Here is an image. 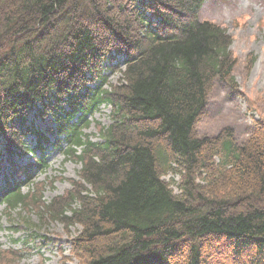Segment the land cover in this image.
<instances>
[{"label": "trees", "instance_id": "obj_1", "mask_svg": "<svg viewBox=\"0 0 264 264\" xmlns=\"http://www.w3.org/2000/svg\"><path fill=\"white\" fill-rule=\"evenodd\" d=\"M204 1L0 0V202L26 205L13 177L30 182L65 135L81 183L33 205L81 227V264H264V120L243 145L231 129L196 133L215 82L237 89L232 39L199 19ZM118 56L119 85L99 88ZM104 104L114 120L95 141L87 117Z\"/></svg>", "mask_w": 264, "mask_h": 264}, {"label": "rangeland", "instance_id": "obj_2", "mask_svg": "<svg viewBox=\"0 0 264 264\" xmlns=\"http://www.w3.org/2000/svg\"><path fill=\"white\" fill-rule=\"evenodd\" d=\"M201 19L225 28L233 39L231 52L238 62L235 77L239 89L233 91L224 82H215L196 133L209 138L231 129L238 145H243L251 137L253 120L264 119V0H211L204 4ZM120 70L119 63V69L107 72L105 89L119 85ZM111 114L112 107L103 106L90 118L92 125L87 133L98 140V127L109 126L113 121ZM60 142L61 148L54 144L46 151L44 170L34 173V188H38L34 197H42L48 203L74 192L81 183L78 178L81 166L66 161L63 138ZM28 161L26 158L22 163ZM181 173V169L174 168L165 179L181 182ZM23 189L25 193L29 191ZM174 192H179L176 184ZM32 205L30 202L28 208L15 211L11 217L0 206V264H81L77 255L70 252L71 242L80 234L81 227L67 229L50 216L39 219L29 209ZM9 220H14V227ZM35 225L37 230L31 231Z\"/></svg>", "mask_w": 264, "mask_h": 264}]
</instances>
